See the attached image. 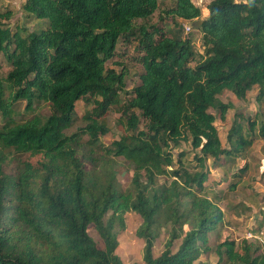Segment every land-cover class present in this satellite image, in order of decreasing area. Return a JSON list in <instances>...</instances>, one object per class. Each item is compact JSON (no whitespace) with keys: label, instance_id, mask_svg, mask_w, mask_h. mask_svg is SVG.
<instances>
[{"label":"trees","instance_id":"1","mask_svg":"<svg viewBox=\"0 0 264 264\" xmlns=\"http://www.w3.org/2000/svg\"><path fill=\"white\" fill-rule=\"evenodd\" d=\"M207 8L197 26L201 51L190 31L182 34L184 22L202 14L193 0H25L26 16L47 24L32 31L12 27L11 10L0 11V56L11 66L0 77V264H129L117 252L129 211L142 219L136 235L144 242V264H208L201 255L213 249L219 262L264 264L257 240L226 238L211 247L209 234L224 214L203 193L206 160L234 164L253 143L240 115L224 146L214 110L225 118L233 107L219 97L227 90L245 98L258 86V98L264 96V0H212ZM158 10L163 25L151 22ZM131 40L144 71L120 106L126 75L106 63ZM83 99L94 107L82 116L85 124L68 133ZM22 100L23 112L16 105ZM45 104L48 114L41 112ZM114 108L126 118V133L95 157L100 135L109 132L105 115ZM248 119L253 132L257 118ZM183 142L198 151L200 170L185 164L183 150L175 161L172 149ZM6 151L40 159L22 160L19 172L9 174ZM120 164L133 171L125 188ZM248 168L233 172L231 190ZM161 174L171 181L158 183ZM166 224L169 236L155 255Z\"/></svg>","mask_w":264,"mask_h":264},{"label":"rangeland","instance_id":"2","mask_svg":"<svg viewBox=\"0 0 264 264\" xmlns=\"http://www.w3.org/2000/svg\"><path fill=\"white\" fill-rule=\"evenodd\" d=\"M173 0H165L166 4L171 5ZM194 3L201 7V17L199 20H195L199 25L205 17L208 16L209 10L207 5L212 0H193ZM25 0H0V11L11 10L12 17L8 23L15 27L17 24L25 26L27 30H37L42 27H46V22L37 18H31L26 16L23 9V4ZM160 15L163 12L158 10L153 17L151 22L160 23ZM159 20V21H158ZM190 27V34H192L193 43L196 49L199 51L203 50L201 41V32L197 28L194 22H186ZM173 28V25H170ZM166 30L167 28L164 27ZM186 27L184 28L182 34L186 35ZM137 43L134 40L125 42L119 45L117 48L116 55L107 61L106 66L108 68L115 69L116 72H125V85L121 90V103L120 106L127 103V99L130 95V91L141 82V73L144 71V67L140 62V52L134 48ZM10 64L0 56V77H5L10 70ZM259 87L254 86L245 98L237 97L232 91H225L219 97L223 102H230L233 104L232 108L228 109L225 118L220 117V111L214 110L217 119L215 125L217 126L219 133L222 137L224 146H229V141H227L228 131L237 117L243 115V126L244 131L247 134H253L254 139L252 145L244 151V153L239 156L234 164L223 161L222 163L214 164L211 160H206L204 170L208 174L207 181L205 185L207 186L206 191L203 192L205 195L222 209L224 217L221 225L218 229L213 230L209 234V243L212 248L222 242L226 238L235 239L239 243L242 239L246 238L250 242H256L254 238L251 237L253 234V229L259 219L264 216V138L260 135V121L264 119V96L258 98ZM17 107L24 111L26 107V101H19ZM94 104H89L86 100H81L78 102L76 107V116L74 124L67 129L68 133L76 131L79 126H83L85 121L83 115L88 109H92ZM42 113L48 114L50 112L49 107L45 104L41 110ZM138 113V111L136 110ZM248 117L257 118L256 129L252 132L249 130ZM105 120L107 122L109 132L100 135V141L102 147L98 150H94V156L102 158L105 152V147H111L112 142L115 140H120V137L126 133V118L122 115V112L116 108L110 110L105 115ZM0 124H2V118L0 116ZM88 136H84V140H87ZM186 153L184 157V162L191 169L200 170L201 166L198 164L194 158L195 154L198 152L193 149L190 143L183 142L180 146L173 148L172 153L175 161L178 158V154L181 151ZM89 152V151H85ZM7 158L4 163V170L9 174H17L22 165V160H30L36 162L40 159V155L29 156L28 154L18 155L11 151H6ZM89 154V153H87ZM86 154V155H87ZM113 157V156H112ZM123 160L122 157H118ZM83 161L85 163L86 169L91 168V161L84 156ZM222 164V165H221ZM249 166L248 170L242 175V181L237 186V188L231 190L229 185L234 181L233 172L237 171V168L244 165ZM171 169L172 167H168ZM133 171L131 167L127 164H120L118 166V180L123 188L130 184ZM169 175L161 174L157 176L158 183H169L171 181ZM142 219L141 216L134 212L129 211L126 213V228L119 234V246L117 249L118 254L126 263L136 262L138 264H144L142 253L144 242L136 235V229L140 225ZM188 227V226H186ZM169 225H163L160 229L159 236L157 237L154 245L155 255H159L165 247L166 239L169 236ZM90 234L103 245L98 233L96 232L93 225L89 226ZM181 242V238L174 242L172 247L173 251L178 249ZM258 245V244H257ZM264 252L261 247L258 253ZM201 260L206 261L208 264H230L226 261L219 262V257L216 251L211 250L210 252H205L201 255Z\"/></svg>","mask_w":264,"mask_h":264},{"label":"built area","instance_id":"3","mask_svg":"<svg viewBox=\"0 0 264 264\" xmlns=\"http://www.w3.org/2000/svg\"><path fill=\"white\" fill-rule=\"evenodd\" d=\"M184 27H186L187 31L190 30V27L186 22H184ZM251 237L254 238V240H257L261 244V247L264 249V228L259 230L257 233L252 234Z\"/></svg>","mask_w":264,"mask_h":264},{"label":"crops","instance_id":"4","mask_svg":"<svg viewBox=\"0 0 264 264\" xmlns=\"http://www.w3.org/2000/svg\"><path fill=\"white\" fill-rule=\"evenodd\" d=\"M263 213H264V212H263ZM254 225H255V228L260 227V226H261V228H264V216H262L261 219H259V220L257 221V223L254 224Z\"/></svg>","mask_w":264,"mask_h":264},{"label":"water","instance_id":"5","mask_svg":"<svg viewBox=\"0 0 264 264\" xmlns=\"http://www.w3.org/2000/svg\"><path fill=\"white\" fill-rule=\"evenodd\" d=\"M198 20H199V19H198ZM194 24H195V25H197V26H199V25L197 24V22H196V21H194Z\"/></svg>","mask_w":264,"mask_h":264}]
</instances>
